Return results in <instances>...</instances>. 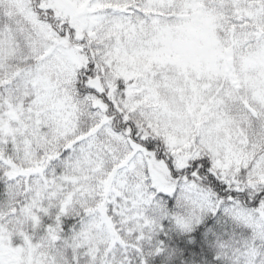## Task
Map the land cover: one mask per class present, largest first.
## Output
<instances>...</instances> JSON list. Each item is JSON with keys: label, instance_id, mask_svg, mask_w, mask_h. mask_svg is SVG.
Masks as SVG:
<instances>
[{"label": "snow or ice", "instance_id": "obj_1", "mask_svg": "<svg viewBox=\"0 0 264 264\" xmlns=\"http://www.w3.org/2000/svg\"><path fill=\"white\" fill-rule=\"evenodd\" d=\"M0 264H264V0H0Z\"/></svg>", "mask_w": 264, "mask_h": 264}]
</instances>
